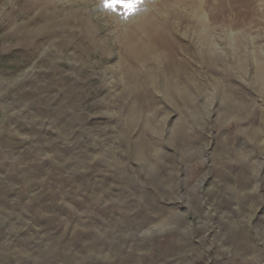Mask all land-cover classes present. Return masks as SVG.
<instances>
[{
	"label": "rangeland",
	"instance_id": "374dc122",
	"mask_svg": "<svg viewBox=\"0 0 264 264\" xmlns=\"http://www.w3.org/2000/svg\"><path fill=\"white\" fill-rule=\"evenodd\" d=\"M0 264H264V0H0Z\"/></svg>",
	"mask_w": 264,
	"mask_h": 264
},
{
	"label": "bare ground",
	"instance_id": "6f19581e",
	"mask_svg": "<svg viewBox=\"0 0 264 264\" xmlns=\"http://www.w3.org/2000/svg\"><path fill=\"white\" fill-rule=\"evenodd\" d=\"M200 18H201V17H199V19H200ZM150 21H151V20H150ZM150 21H149V22H150ZM200 22H201V20H200ZM140 23H142V24H141V25H143L142 27L145 26V28L148 27V25L150 24V23H149L148 25L146 24V25H147V26H146L143 22H140ZM147 23H148V22H147ZM197 23H198V22H197ZM203 24H204V23H203ZM203 24L201 25L202 28H203ZM152 25H153V24H152ZM204 25H205V24H204ZM142 27H141V28H142ZM157 27H159V25H157ZM204 27H206V26H204ZM149 28H150V26H149ZM149 28H148V29H149ZM202 28H201V29H202ZM135 29H136V28H135ZM135 29H134L133 32H135ZM146 29H147V28H146ZM148 29H147V30H148ZM156 29H157V28H156ZM203 29H204V28H203ZM203 29H202L203 34H202V32H201L202 35H204V33L206 34L205 31H207V34H209V33H208V30H209L208 27H207V29L205 28V29H206L205 31H204ZM136 30H137V29H136ZM160 30H161V29H160ZM143 31H144V30H143ZM136 32H137V31H136ZM144 32L147 33L146 30H145ZM148 32H149V31H148ZM199 32H200V31H199ZM209 32H210V31H209ZM131 33H132V32H131ZM138 33H139V32H138ZM138 33H137V34H138ZM140 33H141V34H144V33H142V31H140ZM140 33H139V35H140ZM150 34H151V33H150ZM154 34H155V33H154ZM157 34H158V33H157ZM202 35H201V36H202ZM131 36H132V35H131ZM140 36H142V35H140ZM155 36H156V35H155ZM184 36H185V35H184ZM197 36H198V35H197ZM149 37H150V35H149ZM152 37H153V36H152ZM207 37H208V38H207ZM147 38H148V37H147ZM121 39H122V38H121ZM131 39H132V38H131ZM143 39L146 40V38H143ZM148 39L150 40V38H148ZM202 39H203V42L206 41V42H207L208 44H210V45L213 43V42H211V39H212V38L209 39V36H208V35L203 36ZM125 41H126V42L124 43V45H125V47H126V50H127V52H128L129 54L133 55V58H137L138 60H139L140 58H143V55H145V53H146L147 50H148L147 47H146V48H142L141 45L143 44V40H139V39H138L136 43H133V42H131V41H128V39H127V40L125 39ZM213 41H214V40H213ZM148 42H149V41H148ZM232 42H233V41H232ZM148 44H149V43H148ZM151 45H152V44H151ZM144 46H145V45H144ZM202 46H203V45H202ZM212 46H214V45H212ZM140 47H141V48H140ZM149 48H150V47H149ZM153 48H154V47H153ZM209 48H210V46H209ZM138 49H139V50H138ZM141 52H144V53H141ZM148 52H149V51H148ZM166 52H167V51H166ZM166 52H165V53H166ZM168 52H169V51H168ZM158 53L160 54V52H158ZM210 53H211V52H210ZM168 54H171V53H168ZM171 55H172V54H171ZM147 56H148V55H147ZM167 56H168V55H167ZM169 56H170V55H169ZM236 56H237V55H236ZM144 57H145V56H144ZM148 57H149V56H148ZM214 57H215V56H214ZM165 58H166L165 56H162V57H161L162 62H164V61L167 59V58H166V59H165ZM210 58H212V57H210ZM170 59H171V58H170ZM160 61H161V60H160ZM166 61H168V60H166ZM169 61H170V60H169ZM170 62H171V61H170ZM168 64H169V63H168ZM168 64L166 63L167 66H168ZM170 64H171V63H170ZM146 66H147V65H146ZM165 67H166V66H165ZM175 69H176V68H175ZM176 70H177V69H176ZM175 73H176V72H175ZM175 73H174V74H175ZM160 75H161V74H160ZM176 76H177V75H176ZM173 77H174V76H173ZM173 77H170V79L173 78ZM155 78H156V77H155ZM168 78H169V77H168ZM176 78H178V76H177ZM152 80H153V79H152ZM171 80H172V79H171ZM168 81H169V80H168ZM191 81H193V80H191ZM156 83H157V82H156ZM193 83H195V82H193ZM167 84H168V82H167ZM170 84H171V83H170ZM173 84L175 85L176 83L174 82ZM153 85H155V84H153ZM168 86H170V85L168 84ZM168 86H166V87H168ZM176 86H177V85H175L174 87L176 88ZM154 87H155V86H154ZM180 87H181V86H180ZM184 88H186V86H185ZM136 89H137V88H136ZM166 89H167V88H166ZM173 89H174V88H173ZM173 89H172V90H173ZM177 89H179V88H177ZM175 90H176V89H175ZM180 90H182V89H180ZM184 91H186V90H184ZM184 91H183V92H184ZM187 91H188V90H187ZM135 92H136V91H135ZM167 92H169V91H167ZM170 92H171V91H170ZM177 93H178V92H177ZM175 94H176V93H175ZM184 94H185V93H184ZM184 94H183V95H184ZM186 94H187V93H186ZM186 94H185V95H186ZM166 95H167V93H166ZM172 95H173V94H172ZM172 95H171V96H172ZM181 95H182V94H181ZM181 95L178 93V96H179L180 101H182L181 98H180V97H182ZM188 95H189V94H188ZM186 96H187V95H186ZM173 97H174V99H176V98H175L176 96H173ZM176 100H177V99H176ZM178 101H179V100H178ZM138 114H139V113H138ZM130 120H131V119H130Z\"/></svg>",
	"mask_w": 264,
	"mask_h": 264
},
{
	"label": "snow or ice",
	"instance_id": "6c2138e0",
	"mask_svg": "<svg viewBox=\"0 0 264 264\" xmlns=\"http://www.w3.org/2000/svg\"><path fill=\"white\" fill-rule=\"evenodd\" d=\"M138 2H140V0H138ZM107 6L113 7L114 5L112 3H109ZM124 7L128 8V9H134L136 7V4L135 3H128V4H124Z\"/></svg>",
	"mask_w": 264,
	"mask_h": 264
}]
</instances>
